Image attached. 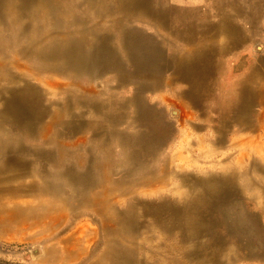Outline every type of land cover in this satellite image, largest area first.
<instances>
[{"label": "bare ground", "instance_id": "bare-ground-1", "mask_svg": "<svg viewBox=\"0 0 264 264\" xmlns=\"http://www.w3.org/2000/svg\"><path fill=\"white\" fill-rule=\"evenodd\" d=\"M141 1L144 7H138ZM116 2H119L117 6L110 0H0V224L13 230L12 224L18 218L24 220L21 226H17L19 229H30L42 223L43 216L50 211H59V214L44 223L45 231L58 228V218L72 221L79 215H91L100 221L99 226L91 230L80 227L85 231L79 229L78 233L87 232L83 235L76 232V236L73 233L58 236L53 230L49 234L43 232L41 238L51 241L48 246L50 256L41 260L43 264H187L181 262L182 251L180 254L176 241L175 244L170 242L171 234L178 235L192 246V249H185L188 261L198 258L201 252L208 254V261L218 263V238H221L218 231L226 211L236 206V197L241 196L242 191L248 193L247 199L254 201L256 206L260 204L257 192H250L251 187L263 186L260 178L252 176L253 172L264 174V166L258 161L261 157L251 156V151L259 153L252 148L255 142L233 138L235 141L231 143L240 145L245 163L235 167L237 165L230 162L222 168V173H187L172 166L170 159L166 158L155 167L138 166L129 180H117L107 174L116 168L127 167L133 159L128 155L127 161L117 164L118 159L103 155L93 165L99 171L100 179L96 187L86 189L90 178L83 163L87 160L81 155H72L68 143L58 139L78 132V121L79 125L84 122L83 113L74 108L76 105L92 108L110 122L120 119L123 109L128 107L139 127L147 129L145 135L139 130L135 132L137 142L141 143L149 136L148 146L142 149L155 151L158 143L163 142L160 138L165 125L158 114L147 113L143 93L183 80L188 81L190 90L183 91L181 96L193 103L198 93L208 91L198 61L207 55L204 49L209 45V39L205 37L194 44L195 24L184 27L178 22L185 16L182 9L171 10L162 4L150 8L148 0ZM85 13H92L95 17L113 15L111 27L120 35V46L130 69L120 63L110 45V37L99 34L92 27L87 28V18L82 17ZM131 18L151 20L165 45L171 43V38L176 42L189 40L194 45L183 55H168V60L162 55L159 42L142 41L144 36L128 29L124 22ZM171 18L174 23L170 22ZM215 26L216 32H222L220 25ZM204 28L203 33L209 26ZM74 31L87 32L95 41L86 46L87 37L75 39L71 35ZM229 39L230 36L226 38ZM137 48L141 50L137 51ZM145 70L156 72L151 82L148 75L143 74ZM165 71L169 76L164 81L161 77ZM108 72L115 74L113 89L129 91L126 99L105 91L85 96L69 90L67 84L43 76L55 73L76 79L82 73L104 75ZM253 77L237 82L226 93H220V88L215 91L218 92L215 95L216 110H226L218 117L221 122L217 128L218 142L224 140V131L233 122L242 128L252 126L248 110L255 105L260 104L263 110L256 123L264 121V91L260 87V78L255 84ZM75 111L81 114H74ZM8 126L13 130L24 126V130L11 132ZM23 140L30 142L33 149L22 145ZM39 144L48 149H40ZM28 152L34 154L31 155L33 160ZM40 156L46 159V162L41 160L49 167L45 178L40 174L43 172L42 165H38ZM240 160L238 158L237 164ZM167 174H172L178 187L184 188L175 200L166 195ZM67 187L69 189L63 192ZM124 189L140 190L137 192L142 195L136 196L132 191L125 196L128 192ZM24 194H32L33 201L10 200V197ZM45 196L49 198L44 199ZM122 196L125 197L119 199ZM138 196H148L150 200H141ZM118 202L124 204L122 208ZM143 217H148L151 222ZM154 224L166 233H160L163 236L158 237V242L152 240L157 233ZM230 234V240L236 241L232 231ZM198 237H206V240L199 245L196 243ZM84 241H89L85 249L82 248ZM32 253L33 256L40 254L38 249H32Z\"/></svg>", "mask_w": 264, "mask_h": 264}, {"label": "rangeland", "instance_id": "rangeland-1", "mask_svg": "<svg viewBox=\"0 0 264 264\" xmlns=\"http://www.w3.org/2000/svg\"><path fill=\"white\" fill-rule=\"evenodd\" d=\"M114 1L117 6L119 2L110 0L112 3ZM148 1L150 8H157L162 4L164 8L169 6L171 10L182 9L185 16L183 15L182 20L178 22L184 27H191L195 24L196 31H194V37L196 40L193 41L195 42L194 44L202 41L205 37L209 39V45L204 49V51L207 50V55H203V58L198 61V65L202 67L204 72L202 75L204 78L203 84H207L208 91L206 90V93H198L193 103L191 100H188L189 98L181 96L183 91L189 92L190 90L188 81L183 80L179 83H171L164 88L155 89L152 92L143 93L142 97L148 106L147 113L153 111L158 114L161 117L162 123L165 125L163 136L160 138L163 142L158 143V149L149 152H145L142 149V147L148 146L149 143L147 140L150 139L149 136L145 137L143 142L139 143L137 142V133L135 134L139 130L141 131L139 133L145 135L147 134V129L144 126L139 127L134 120L130 108H124L121 118L110 122L103 115L94 112L92 108L74 106L75 110L83 113L82 118L84 122L79 125L78 121V132L67 137L63 135L58 139L68 143L70 152H73L72 155H81L87 160L85 164L83 163V169L87 168L90 178L86 189L96 187L95 184L100 179V173L93 165L102 159L103 155H109L111 159H118L117 164L122 160L127 161L128 158L126 159V157L128 155L133 159V163L129 162L127 167L123 169L116 168L107 174L109 178L117 180H129L134 176L138 166L155 167L166 158L170 159L172 166L179 167L178 169L184 170L187 173L194 172L196 174H203L206 171L222 173V168L230 162L236 164L237 166L235 167H238L240 163H245L244 158L241 156L240 145L231 143L232 140L235 141L236 138H239L242 141L249 140L250 143L255 142L252 148L255 151H259V153L254 154L251 151V156L256 157L259 155L258 157H261V159H258V161L264 166V121L262 124L261 122L256 123L258 122L257 116L263 111L262 106L260 104L255 105L248 110L249 121L253 122L252 126H244L242 128L240 124L233 122L225 129V137L222 142L217 141V128L221 125L218 117L220 114H224L226 110H216L218 108L215 106V95L218 94L215 91H218V88L222 89L220 93H226L237 82L251 78V75L254 76L253 80L255 84L257 82L259 83L257 78H260V87L264 91V0ZM141 3L143 4L142 1ZM142 4L138 7L145 6V4ZM81 7L84 8L86 6L82 5ZM112 16L104 15L103 17H95L92 13L82 14V17L87 18V28L92 27L98 30L99 34L110 37V45L114 49V53L119 57L120 63L123 64L125 69H130L125 52L120 46V35L111 27ZM169 20L171 23H174V19L172 20L171 18ZM151 22L148 18H131L124 22V24L131 31H136L139 35L144 36L142 41L148 43L159 42L160 51L163 56L168 57V60V55L174 53L183 55V53L194 45L192 41L178 40L176 42L173 38H171V43H166L165 45L160 39L157 27L151 25ZM214 25H220L221 29H223L222 32H216L217 28ZM207 26H209V29L203 33L206 29L204 27ZM181 29L187 30L185 28ZM201 30L203 34L200 33ZM184 34H187V32H184ZM71 35L75 39H84V36L85 38L87 37V40L84 41L86 46L95 41L94 36L87 34V32L74 31ZM229 36L231 40H226ZM220 38H222L220 41H216ZM136 50L140 51L141 48H137ZM170 59L172 61L173 56ZM144 73L148 75L147 78L150 82L153 77H156V72L145 70ZM167 73L165 71V74L161 77L164 81L169 76ZM114 75L109 72L104 75L82 73L75 77L76 79H71L69 75L55 73H47L43 76L67 84L69 90L82 93L85 96H92L98 92L105 91L113 96H121V98L126 99L129 92L127 89H113V86L116 84ZM88 88L89 91L87 90ZM54 91H58V94L60 93L59 90L54 89ZM213 91L214 93H212ZM96 100L98 102L101 101V99ZM79 111L73 113L77 115L81 114ZM90 125L93 126L90 127ZM257 125L261 126L258 127ZM8 128L11 132L24 130V126H20L21 129L19 128L17 130H13L11 126H8ZM62 133H65V131H62ZM21 144L28 145L26 148L33 149L30 142L23 140ZM39 148L43 150L48 149L44 145H40ZM5 155L11 154L6 153ZM27 155L31 160L34 159L31 156L34 154L28 152ZM238 158L241 159L239 164H237ZM41 159L45 162L46 159L41 158V156L38 157V161L41 162H38V165H42L43 167V172L40 174L44 175L45 178L49 167L47 168V164H44L45 162ZM134 163H138L139 165L134 166ZM74 171L72 170V172ZM259 173L253 172L252 176L258 179L260 178L263 186L261 188L251 187L250 192H257L260 204L256 206L254 201L247 199L248 193L242 191L243 194L236 197V206L231 209L229 208L224 214L222 224L218 231L221 236V238H218V263L212 260L208 261V254L201 252L198 258L189 257L192 260L188 261L184 254L186 252L185 249H192V246H189L190 244L187 241L180 239L178 235L171 234L169 235V238L172 239L170 242H174L175 244L176 241L180 247V254L182 251L181 262L187 264H264V174ZM57 180L60 179L57 178ZM63 184L66 185V183ZM177 187L178 182L176 178L172 174H167V185L165 186L167 197L175 200L184 189L180 187L178 189ZM154 188L156 186H153ZM68 189L69 187L63 189V192ZM132 191H135L133 193L136 196L142 195L137 192L140 190L133 189L126 190L128 193L125 196L131 194ZM125 196L119 199H123ZM33 198L32 194H24L18 197H10V200L15 202H28L33 201ZM43 198L48 199L49 197L45 196ZM137 198L150 200L148 196H138ZM119 203L118 206L122 208L124 204ZM54 204L57 205L58 203L55 202ZM58 214L59 211H50L43 216L42 223H40L42 225L35 224L30 229H19L17 226H21L24 220L18 218L12 224L14 226L13 230H9L0 224V264H43L41 260L43 258L48 259L50 256L48 246L51 243L50 240L46 241L41 238L43 232H45L44 234H49L48 232L53 230L58 236H65L69 233H73L75 236L77 234L83 235L87 232L78 233L79 229L85 231V229L81 228L86 227V229L91 230L99 226L100 223L97 218L91 215H79L72 221L71 219L69 221L58 218L59 227L55 229L50 228L45 231L44 223L57 218ZM145 218L146 221L149 220L148 222H151L148 217ZM140 221H143V219L140 218ZM153 227H155L157 233L152 240L158 242V237L163 236L160 233L164 232L159 230L155 224ZM231 231L236 236V241L230 240V236L232 235L230 234ZM205 240L206 237H198L196 243L200 245ZM88 242L84 241L82 248H87ZM32 249H38L40 254L33 256ZM147 256H149L148 253Z\"/></svg>", "mask_w": 264, "mask_h": 264}]
</instances>
